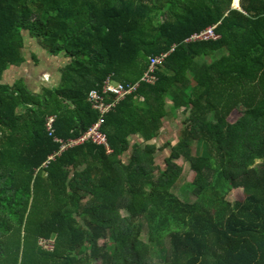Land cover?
Returning <instances> with one entry per match:
<instances>
[{
	"label": "trees",
	"instance_id": "trees-1",
	"mask_svg": "<svg viewBox=\"0 0 264 264\" xmlns=\"http://www.w3.org/2000/svg\"><path fill=\"white\" fill-rule=\"evenodd\" d=\"M233 1L0 0V264H264V0ZM27 35L67 59L59 83L4 82ZM109 77L138 84L102 118L112 150L56 154Z\"/></svg>",
	"mask_w": 264,
	"mask_h": 264
},
{
	"label": "built area",
	"instance_id": "built-area-1",
	"mask_svg": "<svg viewBox=\"0 0 264 264\" xmlns=\"http://www.w3.org/2000/svg\"><path fill=\"white\" fill-rule=\"evenodd\" d=\"M215 26H209L205 30L195 33L189 38V41H196V40H208V39H217L218 35L214 32ZM167 54H161L156 57L149 58V69L148 72L142 77L141 82L145 83H154L156 81V78L154 76V72L156 67L160 65L164 59L166 58ZM138 84H135L133 86H129L125 88L122 84L115 83L113 80L109 77L107 80H105L103 85V93L100 94L97 90H92L89 93L88 100L92 104V107L96 110H98L100 114V118L97 123H95L86 133H84L81 137L76 139H69V140H62L59 138H55V141H58L61 143V149L58 153H62L64 150H68L74 146L83 144L86 141H92L93 143L101 146H105L107 151L110 152L112 149L108 144L107 136L100 131V126L102 123L103 116L109 112L117 103L118 100L124 98L127 94H130L133 90L136 89ZM109 94L110 96H113L112 102H107L105 99V95ZM55 116H51L47 119V130L49 132V135H53ZM55 154H52L50 157L53 158ZM41 244H43L47 248H52V245L47 243V241H42Z\"/></svg>",
	"mask_w": 264,
	"mask_h": 264
},
{
	"label": "crops",
	"instance_id": "crops-1",
	"mask_svg": "<svg viewBox=\"0 0 264 264\" xmlns=\"http://www.w3.org/2000/svg\"><path fill=\"white\" fill-rule=\"evenodd\" d=\"M30 45H33V50L31 52H27V47H29ZM41 49L42 48L39 47L36 40L33 38H30V36L27 35L26 36V62L23 65H21V67L19 68H11L8 71H6V73L4 74V82L13 83L17 79L23 78L25 82L28 84V86L34 90H39L42 86L47 85V82H50L53 78L58 79V82H55V83H59L61 75L60 77L55 76L56 71H58L59 69H56L55 72H50V71L44 72V69L37 68L38 64L41 61L39 58L41 56H43L44 58L47 55ZM35 52H37L39 55V57H37V59H39V62H37L35 59V56H36ZM48 57H54V56L49 55ZM59 57H54V58L59 59ZM49 62H50V67L51 65L56 63V61H53V60ZM169 130L170 128L168 127L166 128V130H163L164 135L168 136L170 134Z\"/></svg>",
	"mask_w": 264,
	"mask_h": 264
},
{
	"label": "rangeland",
	"instance_id": "rangeland-1",
	"mask_svg": "<svg viewBox=\"0 0 264 264\" xmlns=\"http://www.w3.org/2000/svg\"><path fill=\"white\" fill-rule=\"evenodd\" d=\"M39 45V44H38ZM40 48H42L39 45ZM33 50V45H30L29 47H27V52H31ZM41 50H43L47 55L45 56L44 54V58L43 56H41L39 59L41 60L40 63L38 64L37 68H42L45 71H50V72H55L56 69H59L58 71H56V75L55 76H59L61 75V70L64 67V65L67 62V59L64 58V56H60L59 59H56L54 57H48L49 54L42 48ZM35 55L37 57H39L38 53L35 52ZM56 61V63H54L53 65H51L50 67V62L49 61ZM55 80V81H54ZM55 82H58V79H52L50 82H47L48 86H52L55 84ZM37 87V86H35ZM170 128V127H169ZM174 128V131L170 132L171 136L168 138L166 135H163V137L161 138L162 141H168L169 139H176L175 137L177 136L176 131H178L177 126L172 127ZM171 131V128H170ZM162 141H158L159 145H162ZM168 150L169 149H164V150H160L157 152V159H158V163L163 164L162 161H164V156H166L168 154ZM188 167L186 166L185 168V172H187ZM178 197L184 201V202H194L195 200V196L193 195V192L191 191V189L187 186V185H183L182 190L178 193ZM143 240H146V236H142ZM91 264H100L99 260H93Z\"/></svg>",
	"mask_w": 264,
	"mask_h": 264
},
{
	"label": "water",
	"instance_id": "water-1",
	"mask_svg": "<svg viewBox=\"0 0 264 264\" xmlns=\"http://www.w3.org/2000/svg\"><path fill=\"white\" fill-rule=\"evenodd\" d=\"M232 7L234 9H240V0H238L237 3H236V0H234Z\"/></svg>",
	"mask_w": 264,
	"mask_h": 264
},
{
	"label": "bare ground",
	"instance_id": "bare-ground-1",
	"mask_svg": "<svg viewBox=\"0 0 264 264\" xmlns=\"http://www.w3.org/2000/svg\"><path fill=\"white\" fill-rule=\"evenodd\" d=\"M238 1V0H237ZM237 3V2H236Z\"/></svg>",
	"mask_w": 264,
	"mask_h": 264
}]
</instances>
